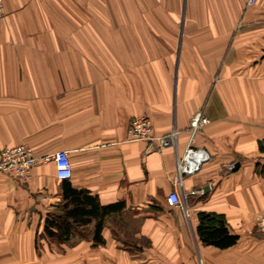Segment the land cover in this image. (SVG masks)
Here are the masks:
<instances>
[{"label":"crops","instance_id":"1","mask_svg":"<svg viewBox=\"0 0 264 264\" xmlns=\"http://www.w3.org/2000/svg\"><path fill=\"white\" fill-rule=\"evenodd\" d=\"M3 1L0 148L68 150L67 181L124 207L106 218L104 243L38 250L64 180L52 159L27 180L0 171V264H264V0ZM197 111L209 122L192 136ZM140 115L155 136L175 129L176 143L129 140ZM190 145L209 158L178 174ZM175 188L183 207L166 204ZM200 211L223 214L237 241L203 243Z\"/></svg>","mask_w":264,"mask_h":264},{"label":"trees","instance_id":"2","mask_svg":"<svg viewBox=\"0 0 264 264\" xmlns=\"http://www.w3.org/2000/svg\"><path fill=\"white\" fill-rule=\"evenodd\" d=\"M256 168L264 176V164L257 163ZM123 207L124 201L102 204L97 195L87 189L75 188L64 180L62 203L46 212L37 236V249L40 250L43 240L60 246L73 237L84 239L90 236L95 243H104L101 231L106 218ZM198 218L197 231L203 243L225 248L237 241V235L230 232L223 214L200 211Z\"/></svg>","mask_w":264,"mask_h":264},{"label":"built area","instance_id":"3","mask_svg":"<svg viewBox=\"0 0 264 264\" xmlns=\"http://www.w3.org/2000/svg\"><path fill=\"white\" fill-rule=\"evenodd\" d=\"M255 0H248L253 4ZM4 15V1L0 0V18ZM209 122V119L197 111L190 120L189 129L194 133L202 129ZM175 129L170 134L155 136L150 118L146 115L134 117L129 126V140H156L157 150L162 152L163 148L176 143ZM209 158L204 148L188 146L181 156L177 157L178 174H192L197 171L203 162ZM52 159L55 163V174L58 179L68 180L72 176V163L69 151L65 149L54 152L51 156H38L32 148L26 144L4 146L0 148V171L7 172L20 180H27L31 176L32 168L40 163ZM177 182V181H176ZM42 200H47L43 194ZM184 194L177 188L169 192L166 197V204L169 207H183ZM257 229L264 234V213L257 216Z\"/></svg>","mask_w":264,"mask_h":264},{"label":"rangeland","instance_id":"4","mask_svg":"<svg viewBox=\"0 0 264 264\" xmlns=\"http://www.w3.org/2000/svg\"><path fill=\"white\" fill-rule=\"evenodd\" d=\"M134 224H136L135 222H133Z\"/></svg>","mask_w":264,"mask_h":264}]
</instances>
